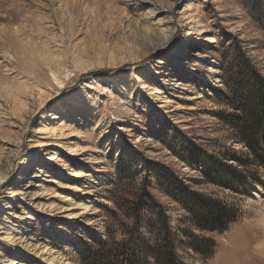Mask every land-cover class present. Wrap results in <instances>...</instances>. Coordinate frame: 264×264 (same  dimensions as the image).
I'll return each mask as SVG.
<instances>
[{
  "label": "rangeland",
  "instance_id": "rangeland-1",
  "mask_svg": "<svg viewBox=\"0 0 264 264\" xmlns=\"http://www.w3.org/2000/svg\"><path fill=\"white\" fill-rule=\"evenodd\" d=\"M263 14L264 0H0V264H86L166 225L183 264H264V171L241 194L203 166L248 151L219 113L240 57L264 76ZM171 180L236 223L199 229ZM203 237L212 256L192 247Z\"/></svg>",
  "mask_w": 264,
  "mask_h": 264
},
{
  "label": "trees",
  "instance_id": "trees-1",
  "mask_svg": "<svg viewBox=\"0 0 264 264\" xmlns=\"http://www.w3.org/2000/svg\"><path fill=\"white\" fill-rule=\"evenodd\" d=\"M237 63V71L232 72L226 82L229 89L224 92L232 111L220 112L219 116L235 130L236 139L248 151L229 155L237 165L226 163L220 166L219 162L204 158L203 166L211 180L228 186L235 193L247 194L252 184L258 182L253 174H257L260 169L264 171V76L246 56L240 57ZM248 168L252 174H244L239 170ZM171 181L172 183L166 185L167 193L180 202L199 229L224 232L236 223L237 211L232 206L200 192L189 191L177 180V183ZM165 227V233L155 243L147 242V245L138 248L119 246L118 249L106 250L102 255L97 251L90 259L85 258V263L148 264V259L152 258L155 264H183L170 227ZM192 247L198 253L212 256L215 252V241L203 237L193 243Z\"/></svg>",
  "mask_w": 264,
  "mask_h": 264
},
{
  "label": "bare ground",
  "instance_id": "bare-ground-1",
  "mask_svg": "<svg viewBox=\"0 0 264 264\" xmlns=\"http://www.w3.org/2000/svg\"><path fill=\"white\" fill-rule=\"evenodd\" d=\"M208 39H209V41H214L213 38H208ZM154 93H159V90L155 89ZM52 134L55 135V133H52ZM75 173H76V175H82L83 174V172H81V171H75ZM5 264H24V262L23 261H15L14 259H9V260H6Z\"/></svg>",
  "mask_w": 264,
  "mask_h": 264
},
{
  "label": "clouds",
  "instance_id": "clouds-1",
  "mask_svg": "<svg viewBox=\"0 0 264 264\" xmlns=\"http://www.w3.org/2000/svg\"><path fill=\"white\" fill-rule=\"evenodd\" d=\"M222 243H223L224 245H227L228 242H227V241H223Z\"/></svg>",
  "mask_w": 264,
  "mask_h": 264
}]
</instances>
